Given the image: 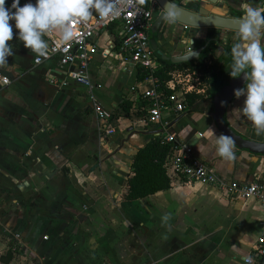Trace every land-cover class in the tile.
<instances>
[{"label":"crops","instance_id":"1","mask_svg":"<svg viewBox=\"0 0 264 264\" xmlns=\"http://www.w3.org/2000/svg\"><path fill=\"white\" fill-rule=\"evenodd\" d=\"M205 33L195 35L200 40ZM217 34L222 52L212 43L204 62L223 86L231 78L226 69L232 63L224 58L225 48L237 41L236 33ZM190 35L181 26L164 28L156 37L158 49L165 56L185 54ZM95 44L98 53L89 74L99 86L98 100L114 114L108 124L91 114L83 87L49 85L50 78H63L65 70L55 62L34 67L30 50L19 40L9 64L0 68L10 80L8 86L0 85V264L15 234L20 246L8 264H243L264 218L257 200L177 181L167 191L125 199L133 157L158 130L133 124L130 109L123 115L139 75L121 67L113 29L99 33ZM103 50L109 54L103 56ZM192 97L196 99L171 128L175 137L229 179H264V156L235 147L234 160L217 154L221 134L213 120V98ZM244 99L234 97L224 121L239 135L264 143V135H256L240 111ZM103 127L114 132L105 135Z\"/></svg>","mask_w":264,"mask_h":264},{"label":"built area","instance_id":"2","mask_svg":"<svg viewBox=\"0 0 264 264\" xmlns=\"http://www.w3.org/2000/svg\"><path fill=\"white\" fill-rule=\"evenodd\" d=\"M29 0H20L21 6ZM34 4L35 0H31ZM12 0H6L10 6ZM152 0H124L117 3L116 11L101 17L93 12L87 22L73 21V38L62 43L58 37H48L49 48L44 57H35L31 53L34 67L49 62L65 70L63 78L52 77L48 84L63 89L73 82L86 90L91 114L94 118L108 124L113 119L112 113L105 109L96 96L99 86L89 74L90 62L98 53L95 38L99 33L113 29L118 43L120 65L124 70L143 76L141 81L132 88L130 97V118L135 125L153 126L158 130L155 139L169 146L163 166L170 182L197 183L216 188L219 192L242 200L255 199L264 212V179H255L251 183L227 181L218 175L216 169L194 155L192 147L178 140L171 128L188 108V97H205L207 91L206 78L195 70L175 68L168 72L167 79L161 80L156 73L162 69L155 52L150 45V28L152 25ZM15 32V29H14ZM109 54L103 50L102 55ZM10 80L0 72V85L8 86ZM105 135H111L113 128L103 127ZM201 135L197 133L199 138ZM11 252L19 250V236H13ZM47 238L44 237L43 240ZM251 264H264V218L259 222V235L252 247ZM243 264H246V258Z\"/></svg>","mask_w":264,"mask_h":264},{"label":"clouds","instance_id":"3","mask_svg":"<svg viewBox=\"0 0 264 264\" xmlns=\"http://www.w3.org/2000/svg\"><path fill=\"white\" fill-rule=\"evenodd\" d=\"M124 0H31L23 6L20 0H0V68L8 65V58L14 56L11 41L23 43L35 57H44L49 44L45 36L57 32L62 43L73 38V21L87 22L93 12L101 17L113 14L117 3ZM131 2V0H128ZM143 4L144 0H137ZM165 20L174 23V13L167 12ZM15 29V32H14ZM236 43L233 44L232 63L229 75L246 81L243 88L235 89L236 98L243 96L240 111L249 121L256 135H264V9L249 6L244 10L236 29ZM234 140L221 134L216 139V152L226 161L235 159ZM169 217L166 215L163 220ZM251 264V258H246Z\"/></svg>","mask_w":264,"mask_h":264},{"label":"water","instance_id":"4","mask_svg":"<svg viewBox=\"0 0 264 264\" xmlns=\"http://www.w3.org/2000/svg\"><path fill=\"white\" fill-rule=\"evenodd\" d=\"M156 2L161 9V13L157 16L150 29V45L162 60L173 65L186 64L198 60L201 53L212 43L218 45L217 50L222 52V45L220 41L216 39L218 38V34L215 38L205 41L203 46L196 47L195 41L199 39L198 36L195 35L196 33L210 29H213L216 32L224 31L236 33V29L239 25L240 19L232 18L228 12L224 14L220 11L224 7H226L227 10H231V0H191V11L183 8V5H173L169 2V0H156ZM169 11L174 13L176 17V21L169 24L184 27L185 31H189L191 33L190 38L188 39V44L185 45V49L188 52L180 56H165L159 51L157 46L156 37L158 36L161 27L165 26L167 22L165 20V14ZM169 29L170 28L166 26V30ZM245 83L246 81L244 80L242 74L241 77L230 78L225 85L217 90L212 99L213 120L220 134H225L233 138L235 142L234 147L236 149L259 156H264V143L254 142L245 138L244 136L239 135L224 121L226 108L235 97L234 90L243 88ZM195 156L200 158L197 155ZM206 163L212 166L210 163ZM213 168L216 169L215 167ZM217 173L227 181H235L221 175L218 171ZM251 182H244L241 184Z\"/></svg>","mask_w":264,"mask_h":264},{"label":"trees","instance_id":"5","mask_svg":"<svg viewBox=\"0 0 264 264\" xmlns=\"http://www.w3.org/2000/svg\"><path fill=\"white\" fill-rule=\"evenodd\" d=\"M217 36V32L213 29L207 30L205 37L203 39H198L197 46L200 47L208 39L214 38ZM17 39L11 41V45L15 44ZM214 48V44H210L199 56V59L193 62L186 64L173 65L169 62L158 59L162 69L156 73V76L161 80L167 79V73L175 68H188L190 70L198 71L202 74L203 78H208L206 83H210L211 88L209 90L210 97L213 98L217 89L222 85L218 84L217 77L211 69L204 62L209 53ZM232 47L227 46L224 52V58L231 61ZM143 76L137 78L138 81H141ZM196 97H188V107L191 105ZM130 103L124 102L123 104V115H128L130 109ZM114 115V114H112ZM169 150V146L164 144L159 139H153L143 148L138 149L136 154L133 157L131 164V177L127 180V188L125 199L127 201H134L143 199L145 197L151 196L155 193L167 191L170 189V180L166 176V172L163 166L165 156ZM12 259L11 248L4 258H1L4 264H8Z\"/></svg>","mask_w":264,"mask_h":264},{"label":"flooded vegetation","instance_id":"6","mask_svg":"<svg viewBox=\"0 0 264 264\" xmlns=\"http://www.w3.org/2000/svg\"><path fill=\"white\" fill-rule=\"evenodd\" d=\"M234 1V0H233ZM237 3L234 4V2H231V11H230V15L232 18H238L240 19L244 13V10L249 7V6H252V7H255V0H235ZM243 1V2H242ZM254 1V2H253ZM153 2V8H152V25L154 23V21L156 20L157 16L161 13V9L160 7L158 6L156 0H152ZM170 3H172L173 5H176V6H181L183 5V8L187 9V10H192V2L191 0H169ZM242 2V3H241ZM258 3V7L260 6V8L264 9V0H257ZM257 7V6H256ZM151 25V27H152ZM164 26V25H163ZM166 26L170 29H172L173 27H175V25H170L169 23L166 22L165 26L164 27H161L159 33H161L163 31V29L165 28L166 29ZM184 29V27H182ZM151 29V28H150ZM159 35V34H158ZM209 40V39H208ZM207 41V40H206ZM203 46V45H201ZM200 46V47H201ZM231 60H232V57H231ZM230 71V68H227L226 69V72ZM232 78V77H231ZM208 79V78H207ZM207 81V80H206ZM229 80H226L224 82H228ZM222 87V86H221ZM211 88V85L210 83H207V91H206V96L205 97H210V94H209V90ZM220 88V87H219ZM218 88V89H219ZM217 89V90H218ZM217 92V91H216ZM215 95V94H214Z\"/></svg>","mask_w":264,"mask_h":264},{"label":"rangeland","instance_id":"7","mask_svg":"<svg viewBox=\"0 0 264 264\" xmlns=\"http://www.w3.org/2000/svg\"><path fill=\"white\" fill-rule=\"evenodd\" d=\"M257 8H260V6L258 7L257 6ZM47 37V39H48V37H54V38H56V37H59V34L57 33V32H55V31H53V32H50V33H48L47 35H46ZM201 185V184H200ZM204 186V185H203ZM218 217V216H217ZM216 217V218H217ZM11 246V245H10ZM20 262V260H17V261H14L12 264H18ZM31 263V262H30Z\"/></svg>","mask_w":264,"mask_h":264}]
</instances>
